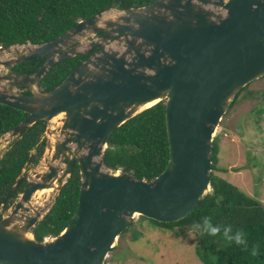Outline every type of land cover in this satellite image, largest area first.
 Wrapping results in <instances>:
<instances>
[{
    "label": "water",
    "instance_id": "1",
    "mask_svg": "<svg viewBox=\"0 0 264 264\" xmlns=\"http://www.w3.org/2000/svg\"><path fill=\"white\" fill-rule=\"evenodd\" d=\"M114 10L47 42L0 46V104L28 113L2 137L14 139L46 121L50 156L0 219V264H105L135 213L167 223L188 217L212 191L213 141L223 116L244 87L264 76V0H154ZM93 51L61 84L41 90L55 66ZM41 59L36 71L14 68ZM161 101L166 169L147 181L108 167L104 154L114 131ZM77 165L82 185L75 214L61 234L38 241L34 228ZM51 188L55 196L37 208V193Z\"/></svg>",
    "mask_w": 264,
    "mask_h": 264
},
{
    "label": "trees",
    "instance_id": "2",
    "mask_svg": "<svg viewBox=\"0 0 264 264\" xmlns=\"http://www.w3.org/2000/svg\"><path fill=\"white\" fill-rule=\"evenodd\" d=\"M154 0H0V46L21 43H43L53 40L75 26L80 20L111 8L125 10L146 6ZM84 56L68 59L49 71L40 88L50 91L81 62ZM44 60L24 62L15 68L31 72L38 70ZM244 87L231 104L235 105ZM264 111V109L262 110ZM28 113L9 105L0 104V138L18 126ZM46 121H38L10 143L0 156V202L15 184L21 172L29 165H37L46 150ZM220 138L213 141L212 169L228 172L219 166ZM250 154V153H249ZM170 148L166 122V104L161 101L123 123L110 137L104 161L114 171H126L139 179L151 181L167 167ZM218 164V166H217ZM246 167V166H245ZM26 176L12 197L0 207V219L4 211L24 190ZM212 191L206 201L188 217L177 222H160L141 216L153 226L193 228L194 222L208 216L213 224H231L233 231L243 229L248 248L228 242L221 234L212 237L200 234L197 255L203 264H264V204L226 178L211 173ZM82 178L79 165L63 187L50 211L33 232L38 241L61 234L70 223L80 200ZM129 231L126 229L122 234ZM177 235L182 234L180 231ZM134 238H138L137 232ZM253 245H259V253L251 255Z\"/></svg>",
    "mask_w": 264,
    "mask_h": 264
},
{
    "label": "rangeland",
    "instance_id": "3",
    "mask_svg": "<svg viewBox=\"0 0 264 264\" xmlns=\"http://www.w3.org/2000/svg\"><path fill=\"white\" fill-rule=\"evenodd\" d=\"M117 10H114L115 13ZM263 109L264 76L251 82L239 95L235 105L223 116L214 138H220L219 166L226 167L228 172L218 169H212V172L226 178L264 204ZM45 137L48 139L47 133ZM54 138L60 139V133L56 132ZM11 141L9 135L0 138V156ZM46 157L50 158L49 154H44L37 165L25 168L24 176L27 180L35 179L36 170H46ZM21 196L22 192L11 203V207L4 211V216L12 212ZM44 196L45 193L33 200L37 208H42L39 203H42ZM141 216L135 213L131 218L129 231L118 237L116 248L109 253L106 264H203L196 251L201 234L199 230L177 225L172 228L156 227ZM177 231L182 234L177 235ZM136 232L137 239L134 238Z\"/></svg>",
    "mask_w": 264,
    "mask_h": 264
},
{
    "label": "clouds",
    "instance_id": "4",
    "mask_svg": "<svg viewBox=\"0 0 264 264\" xmlns=\"http://www.w3.org/2000/svg\"><path fill=\"white\" fill-rule=\"evenodd\" d=\"M192 227L196 230H199L202 234H207L208 236L212 237H215L222 232L224 240L228 242H234L237 245H242L245 249L248 248V241L246 239L244 230L237 229L236 231H233V226L231 224L223 226L219 224H213L210 217L203 216L201 217L200 221L194 222ZM258 253L259 245H253L251 248V255L256 256Z\"/></svg>",
    "mask_w": 264,
    "mask_h": 264
},
{
    "label": "bare ground",
    "instance_id": "5",
    "mask_svg": "<svg viewBox=\"0 0 264 264\" xmlns=\"http://www.w3.org/2000/svg\"><path fill=\"white\" fill-rule=\"evenodd\" d=\"M150 105H151V104H149L148 106H150ZM61 116H62V115L56 117L53 121H55V120L61 118ZM43 193H45V196L43 197L44 199H43L42 203H39L40 206H44L45 204H47V203L49 202L50 198H52V196H53L54 189L51 188V189H45V190L39 191V192L37 193V195H39V197H36V198H37V199L40 198V196H41ZM40 200H41V199H40ZM40 200H39V202H40Z\"/></svg>",
    "mask_w": 264,
    "mask_h": 264
},
{
    "label": "flooded vegetation",
    "instance_id": "6",
    "mask_svg": "<svg viewBox=\"0 0 264 264\" xmlns=\"http://www.w3.org/2000/svg\"><path fill=\"white\" fill-rule=\"evenodd\" d=\"M103 34H104V33L97 34V35L95 36V38L101 37ZM110 42H111V41H110ZM110 42L106 43V45H108ZM94 52H95V51H93V52H91V53H89V54H87V55H83L84 58L82 59V61H84L88 56H90V55L93 54ZM41 60H44V61H45V59H41ZM43 63H44V62H43ZM43 63H42V64H43ZM42 64H41V65H42ZM16 66H17V65H16ZM16 66H15V67H16ZM15 67H14V68H15ZM16 69H17V68H16ZM13 140H14V139H12V141H13ZM12 141H11V142H12ZM11 142H10V143H11Z\"/></svg>",
    "mask_w": 264,
    "mask_h": 264
}]
</instances>
